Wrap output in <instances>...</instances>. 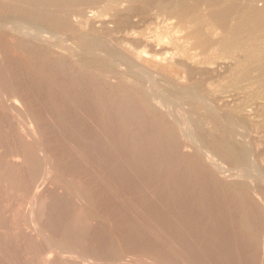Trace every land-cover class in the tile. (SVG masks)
Here are the masks:
<instances>
[{
	"label": "rangeland",
	"instance_id": "obj_1",
	"mask_svg": "<svg viewBox=\"0 0 264 264\" xmlns=\"http://www.w3.org/2000/svg\"><path fill=\"white\" fill-rule=\"evenodd\" d=\"M214 1L0 0V264H264V19Z\"/></svg>",
	"mask_w": 264,
	"mask_h": 264
},
{
	"label": "bare ground",
	"instance_id": "obj_2",
	"mask_svg": "<svg viewBox=\"0 0 264 264\" xmlns=\"http://www.w3.org/2000/svg\"><path fill=\"white\" fill-rule=\"evenodd\" d=\"M42 1V3H41V5L43 4V2H45V1H48V0H40V2ZM54 1H57V2H59L60 3V5L62 6V5H67V6H72L77 0H54ZM86 1H88V0H86ZM92 1V0H91ZM148 1H154L153 2V7L155 6L156 7V10L158 11V12H161V13H165V12H167L166 10L168 9V8H174V7H179V13L181 14V12H183V15L186 17V18H191L190 16H191V13L192 14H196V12H198V9H203V7L204 6H207L208 5V1H207V5L206 4H204V6L202 7V8H199V5H198V3H200L199 1L200 0H192L193 1V3L196 5L195 6V8H193V5L190 7V5H188L189 7H186L187 6V2H188V0L186 1V0H167L166 2H164L163 0H160V2L159 1H156V0H148ZM186 2V3H184V4H186V6H184V4H183V2ZM191 1V2H192ZM202 1V0H201ZM210 1H212V0H210ZM214 1V0H213ZM216 1V2H215ZM214 1V4L216 3V4H220V6H218V7H221V5H223L226 1H228V0H215ZM233 1V0H232ZM231 1V2H232ZM236 1V0H235ZM244 1V0H243ZM252 2H253V0H251ZM251 1L249 2V0L247 1V2H245V3H247V4H249L248 6L247 5H244V9L242 8L241 10H239V11H236L237 10V6H236V4L234 3L233 5H232V3L230 4L231 6H229V7H227V8H225V9H221V10H217V9H219L217 6H215V7H212V9L208 6L207 8H205L204 10L205 11H202V12H206V13H204V14H209L210 16H211V18H213V20L216 22V23H218L219 25H221L222 27H224L225 28V30H226V32H227V36L228 37H230V38H228L227 37V40L226 41H228L229 42V40L231 39V37L232 36H237V35H239V34H242L243 32H245V31H247V30H252V29H254V27H253V25L255 24V21L258 19V17L260 16V17H263L262 19H264V14H262L263 13V11H262V13H260V12H257V10H254L253 9V7H251V6H253V4H251L250 5V3H251ZM79 2H80V0H79ZM205 2H206V0H205ZM239 2H242V1H239ZM249 2V3H248ZM59 3H58V5H59ZM77 3V2H76ZM75 3V4H76ZM151 3V2H150ZM156 3V5H154ZM180 3V4H179ZM192 3V4H193ZM202 3H204V2H202ZM211 3V2H210ZM213 3V2H212ZM211 3V4H212ZM243 3V2H242ZM241 3V4H242ZM253 3H255V2H253ZM74 4V5H75ZM190 4V3H189ZM213 4V5H214ZM227 4H228V2H227ZM226 4V5H227ZM239 4V3H238ZM241 4H239V5H241ZM37 5V4H36ZM77 5V4H76ZM152 4H150V7L151 8H153L152 6H151ZM180 5V6H179ZM203 5V4H202ZM201 5V6H202ZM225 5V4H224ZM44 6V5H43ZM66 6V7H67ZM200 6V7H201ZM235 6V7H234ZM242 6V5H241ZM245 6H247V7H245ZM225 7V6H224ZM223 7V8H224ZM183 8V9H182ZM190 10H189V9ZM191 8H193V9H191ZM235 8H236V10H235ZM148 10V9H147ZM171 11V10H170ZM174 11H176V10H174ZM177 12V11H176ZM176 12H175V14H176ZM148 13V12H147ZM178 13V14H179ZM170 14H172V13H170ZM179 14V15H180ZM182 15V16H183ZM179 17H181V16H179ZM208 17V16H207ZM259 17V19H261ZM257 18V19H256ZM259 19H258V21H259ZM208 20V19H207ZM209 21V20H208ZM185 22V21H184ZM259 22H261V21H259ZM262 23H264V22H262ZM261 23V24H262ZM259 24V23H258ZM264 25V24H263ZM66 26V25H65ZM207 26V25H206ZM205 26V27H206ZM256 26V25H255ZM62 27V26H61ZM63 28V27H62ZM260 28V27H259ZM264 28V27H263ZM194 29V28H193ZM192 29V30H193ZM208 29V28H207ZM213 29H215V27H213ZM217 29V28H216ZM223 29V28H222ZM188 30V29H187ZM196 30V29H195ZM194 30V31H195ZM202 30V29H201ZM257 30H258V28H257ZM207 32H209L208 30H206ZM223 32V31H222ZM255 32V31H254ZM194 33V32H193ZM205 35H207L208 33H204ZM212 34H214V33H211L210 35H212ZM215 34H218V33H215ZM221 34V33H220ZM243 34H246V33H243ZM194 35L195 36H193L192 38L194 39V41H192L193 39H191V41H192V43L194 42L198 47H201L202 49H204L205 50V52L207 53V51L209 50V42H208V39L211 37V36H209L208 37V39L205 37V36H203L202 34H201V31H199V30H196V32L194 33ZM252 35V34H251ZM191 36V35H190ZM213 36V35H212ZM216 36V35H215ZM225 36H226V34H225ZM243 36H245V35H243ZM188 37V36H187ZM238 38H243V37H238ZM237 38V39H238ZM211 39V38H210ZM229 39V40H228ZM233 39V38H232ZM236 39V38H235ZM212 40V39H211ZM210 41V40H209ZM214 41V40H213ZM231 41V40H230ZM253 41V40H252ZM189 42H190V40H189ZM191 43V42H190ZM212 43V42H211ZM235 43V42H234ZM238 43V42H237ZM193 46V45H192ZM217 47V46H216ZM201 49V50H202ZM259 62V61H258ZM242 70V69H241ZM264 70V69H263ZM137 76V78L138 77H140V78H142L143 79V77H142V75H136ZM258 84V83H257ZM149 89V88H148ZM250 89V88H249ZM243 90V89H242ZM153 97V96H152ZM224 127V126H223ZM229 127V126H228ZM230 133V132H229ZM234 133V132H233ZM231 136H232V134H231ZM233 138V137H232ZM245 154V153H244ZM245 162H246V160H245ZM249 162V161H248Z\"/></svg>",
	"mask_w": 264,
	"mask_h": 264
}]
</instances>
